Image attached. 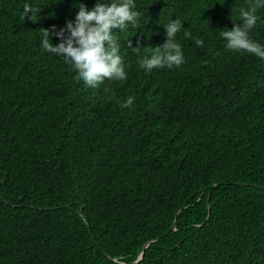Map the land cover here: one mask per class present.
Listing matches in <instances>:
<instances>
[{"label": "trees", "instance_id": "obj_1", "mask_svg": "<svg viewBox=\"0 0 264 264\" xmlns=\"http://www.w3.org/2000/svg\"><path fill=\"white\" fill-rule=\"evenodd\" d=\"M96 2L0 0V264H264V61L219 34L248 0H136L127 78L92 89L39 32ZM175 19L185 62L146 73Z\"/></svg>", "mask_w": 264, "mask_h": 264}, {"label": "clouds", "instance_id": "obj_2", "mask_svg": "<svg viewBox=\"0 0 264 264\" xmlns=\"http://www.w3.org/2000/svg\"><path fill=\"white\" fill-rule=\"evenodd\" d=\"M77 5L74 19L66 21L63 27L57 29L52 25L48 29H40L41 50L61 57L75 71L76 78L89 88H98L106 80H126L121 44L115 33L130 28L141 29V13L136 10V0H97L91 8L83 3ZM259 9H264V0H248L247 7L238 10L241 22H232L231 30H222L219 34L227 50L246 52L264 61V44L256 42L249 35L258 22ZM41 11L40 7L25 3L22 14L28 20L38 22ZM182 29L180 20H170L163 27V44L154 48L145 47L148 54L138 61L139 67L146 73L165 67L179 68L185 62L181 45L176 39ZM184 35L187 37L190 33L185 30ZM53 38L59 43L53 45ZM203 43L200 39L195 40L197 47H202ZM134 100L135 97H128L122 107L131 108Z\"/></svg>", "mask_w": 264, "mask_h": 264}, {"label": "water", "instance_id": "obj_3", "mask_svg": "<svg viewBox=\"0 0 264 264\" xmlns=\"http://www.w3.org/2000/svg\"><path fill=\"white\" fill-rule=\"evenodd\" d=\"M171 230H173V231L175 230V223H174L173 227L171 228ZM146 246L144 247L142 253L139 255L138 259L133 264H137V263H139L142 260V258L144 256V250H145Z\"/></svg>", "mask_w": 264, "mask_h": 264}]
</instances>
